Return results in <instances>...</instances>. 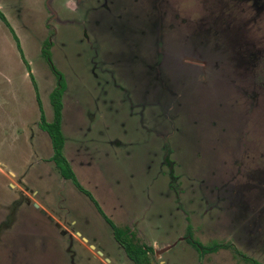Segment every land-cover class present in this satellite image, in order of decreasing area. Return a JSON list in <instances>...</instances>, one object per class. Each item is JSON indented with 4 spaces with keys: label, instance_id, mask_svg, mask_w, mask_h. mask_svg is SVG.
I'll list each match as a JSON object with an SVG mask.
<instances>
[{
    "label": "rangeland",
    "instance_id": "1",
    "mask_svg": "<svg viewBox=\"0 0 264 264\" xmlns=\"http://www.w3.org/2000/svg\"><path fill=\"white\" fill-rule=\"evenodd\" d=\"M0 10L47 121L57 80L43 51L69 86L67 128L91 121L68 135L101 154L91 171L101 210L71 193V181L69 209L47 163L54 149L35 85L0 19V264H134L110 246L102 208L117 225L148 211L161 224L146 239L170 248L153 264H250L242 255L264 264V0H0ZM20 188L32 202L5 230ZM188 229L204 246L236 250L200 261ZM22 234L31 249L16 245Z\"/></svg>",
    "mask_w": 264,
    "mask_h": 264
},
{
    "label": "trees",
    "instance_id": "2",
    "mask_svg": "<svg viewBox=\"0 0 264 264\" xmlns=\"http://www.w3.org/2000/svg\"><path fill=\"white\" fill-rule=\"evenodd\" d=\"M0 19L8 28H10L14 40L16 41L17 48L21 53L22 59L24 60V62L28 67V72L30 74L33 84L35 85L38 101L40 103V108L42 112L40 126L42 130L48 133L49 137L52 140V145L54 149V155L52 157V161L55 163L62 177L67 180H71L80 190H82L85 194H87L99 208L98 203L93 199L92 195L88 191H86L78 182V179L70 163L68 162L67 158L64 155L65 138L62 131V118H63V108H64L63 95L67 87L65 76L56 68L52 60L51 52L43 51V55L48 61L52 69V72L57 80V86L50 95V102L54 111V120L52 122H48L46 119V115L43 111L41 99L39 97L38 85L34 75L32 74L31 66L25 59L21 41L17 36V34L15 33L12 26L10 25L7 17L5 16V14L2 13L1 10H0ZM45 46L51 50L52 44L47 41L45 43ZM99 210L101 209L99 208ZM107 221L113 228L114 237L116 241L124 249L126 255L134 264H152V258H151V254L153 253L152 248L142 244L130 229L117 227L112 221L110 220ZM186 239L199 252L201 258H203L205 255L209 253L218 252L219 249L221 248L230 247V245H218V244L204 246L194 239L191 229H188ZM243 257L250 264H262L254 259L248 258L247 256H243Z\"/></svg>",
    "mask_w": 264,
    "mask_h": 264
},
{
    "label": "crops",
    "instance_id": "3",
    "mask_svg": "<svg viewBox=\"0 0 264 264\" xmlns=\"http://www.w3.org/2000/svg\"><path fill=\"white\" fill-rule=\"evenodd\" d=\"M68 90H69V86L67 84V89H66V92L64 94V98H66ZM64 98H63L64 109H63V118H62V131H63L64 138H65L64 155L67 158L68 162L70 163V165H71V167H72V169H73V171H74V173H75L80 185L94 197V199L98 202L99 205H101L99 203V201L96 199V197L93 195L92 191H91V190L94 189V186H95V184L92 182V177H91L92 173H91V171L93 172V171H96L97 169L98 170L101 169L100 164L98 163L97 156L95 155L96 153L100 154V152L97 151L98 147H96V150H95V148L92 147V146H97V143H94L90 139H87V138L84 139V138H81L79 136L77 138L75 136H73V138H70V137H72V135H70V136L68 135L69 131L70 132L80 131V130L84 131L86 127L89 128L90 124H91V121H90V123L88 125H86L85 128H81L80 126H78V127L73 126L71 128H67V124H66L67 122L64 121L65 120V116H66V114L64 116V110L66 109V106H65V103H64L65 102ZM47 136H48V134H47ZM83 136H84V134H83ZM85 136H87V134H85ZM49 139H50V137H49ZM118 144H119V142H118ZM85 172H87V173H85ZM14 176H16V175H14ZM59 181H60V184H59L60 185L59 186L60 190L63 191L65 189L63 191V193L65 195V198H66L65 206L68 207L69 209H72V203L69 201V198H68V196L66 194V191H67V186L66 185H67L68 181L61 180V179ZM72 184L74 185L75 188H73V191L70 190V192L79 195L81 201H84L85 203H88L89 205H92L93 203L90 200V198L87 196V194L82 192L74 183H72ZM50 191H51V194L57 195V193H58V196L60 194L59 191L56 192V188H54V189H52ZM62 191H61V193H62ZM37 193H39V192H37ZM38 204L40 206H42L39 202H38ZM101 208H102V206H101ZM102 210L103 211L101 213L102 214L101 216L104 218V220L107 223V225H109V227H110L109 228V230H110L109 232H111V234L112 233L114 234L113 228L111 227V225L107 221V220H110V221H112V220L104 212L105 209L102 208ZM70 211H72V210H70ZM104 215L107 217V219H105ZM149 215H150V212L149 211L146 212L145 216H144V218L142 220H140V217H142L141 215L138 217L139 219L138 218L137 219H133L130 216V218L132 219V220H130L131 223L125 224V225H122V224H118L117 225L116 223H114V221H112V222L117 227L130 229L136 235L137 239L140 242H142L146 246L153 247L155 250H157L158 248L160 249V248H164V247H168V246L170 247V244L168 242L160 243L156 239H151V240L146 239L147 238L146 237L147 230L149 231V229H150V231L152 233H155L156 231L159 230V227L161 226V224H155L153 222V220H151V217ZM146 216L147 217L149 216L150 219L149 220H148V218L145 219ZM143 227H147V229L143 228ZM112 239L114 241H112V240L110 241V243H111L110 246L112 248H114V249L119 250V251H123L121 246L116 241L114 235H113ZM84 241L90 242V239L87 237L86 239H84ZM103 255H104V253H103ZM110 260L109 261L112 262V258Z\"/></svg>",
    "mask_w": 264,
    "mask_h": 264
},
{
    "label": "flooded vegetation",
    "instance_id": "4",
    "mask_svg": "<svg viewBox=\"0 0 264 264\" xmlns=\"http://www.w3.org/2000/svg\"><path fill=\"white\" fill-rule=\"evenodd\" d=\"M104 1H106V0H104ZM48 42H50L51 44H52V40L51 39H49V41ZM23 49V48H22ZM24 52V51H23ZM26 59V58H25ZM31 66V65H30ZM32 71V70H31ZM32 74H33V72H32ZM34 75V74H33ZM35 77V76H34ZM35 80H36V78H35ZM65 80H66V78H65ZM37 82V81H36ZM66 84H67V82H66ZM38 85V84H37ZM56 86H57V81H56V85H55V88H56ZM119 86V88H120V85H118ZM54 88V89H55ZM66 89H67V87H66ZM125 91V90H124ZM53 92V91H52ZM51 92V93H52ZM66 92V91H65ZM65 94V93H64ZM51 95V94H50ZM63 98H64V95H63ZM49 100H50V96H49ZM42 102V101H41ZM51 103V102H50ZM42 106H43V102H42ZM53 108V107H52ZM44 109V108H43ZM64 109V108H63ZM46 115V114H45ZM47 118V117H46ZM41 125V124H40ZM40 130L42 131V132H45L44 130H42L41 129V126H40ZM47 133V132H46ZM48 134V133H47ZM51 139V138H50ZM163 139V138H162ZM163 142H164V148H165V157H164V164H166V166L169 168V174H170V177H171V180H172V182H173V179H174V177H173V167H172V162L168 159L169 158V155H171V151L169 150V145H170V143H169V139H168V137L167 138H165V139H163ZM49 165H50V167H49V169H50V173L51 174H56V172H54V170H56L57 171V173H58V177L61 179V180H65V181H71V180H67V179H65V178H63L62 177V175H61V173H60V171L57 169V167H56V165H55V163L52 161V158L47 162ZM25 167V166H24ZM50 174V175H51ZM21 182H22V184H23V186H24V188H25V190L27 189V187H26V185L24 184V181L23 180H21ZM72 182V181H71ZM73 183V182H72ZM23 188H20L19 190H17L16 192H13V190H12V192H11V194L12 193H14V194H16V198L13 200V202L11 203V205L9 206V213L7 214V219L6 220H4V225H2L3 227H4V229L5 230H7V229H9V228H11V225H13V223L14 222H16V219H18V220H20L19 219V212H22V210L21 211H19L23 206H25V205H29V204H31V202L32 201H30V199L28 198L29 196H28V193L25 191ZM32 207H33V209L34 210H36V211H40L41 212V214L43 215V216H46L47 215V212L45 211V209H47V207H48V205H47V207H41L40 208V205L39 204H37V203H33L32 204ZM25 208H27V207H25ZM43 208V209H42ZM17 212H18V214H17ZM48 219L50 220V222H54V220H53V218L51 217V216H48ZM10 225V226H9ZM32 225V224H31ZM57 226H58V228H60L61 226L59 225V224H56ZM4 230V231H5ZM26 235V234H25ZM25 235H23L22 234V237L24 238V239H26V241H25V243L24 242H17L16 243V245H20V244H22L23 245V247L24 248H26V249H31V246H32V242H30V241H28V239L29 238H27ZM30 240V239H29ZM28 241V242H27ZM47 240H45V242H46ZM94 243L96 244V241H94ZM119 244V243H118ZM213 245V244H212ZM218 245H223V244H218ZM98 246L100 247V245L98 244ZM208 246H210V245H208ZM148 247H150V248H152L153 249V253L151 254V258H152V264H153V262L155 261L154 260V256H156V257H158V256H160L161 254H164V253H162L163 251H166V249H169L170 247L168 246V247H164V248H161L162 250H160V251H158V250H155L153 247H151V246H148ZM122 248V247H121ZM225 248V247H224ZM232 249V250H236L235 249V247L232 245V244H230V247L229 248H225V249ZM123 249V248H122ZM222 249V248H221ZM123 251H124V249H123ZM219 251H220V249H219ZM218 251V252H219ZM125 252V251H124ZM167 252V251H166ZM165 252V253H166ZM36 253H37V251H36ZM77 253V252H76ZM214 253H217V252H213V253H209V254H214ZM209 254H207V255H209ZM206 256V255H205ZM204 256V257H205ZM242 256H244V255H242ZM203 257V258H204ZM203 258H201L200 257V254H199V259H200V261L203 259ZM244 258V257H243ZM129 259V258H128ZM130 260V259H129ZM131 261V260H130ZM246 261V260H245Z\"/></svg>",
    "mask_w": 264,
    "mask_h": 264
},
{
    "label": "water",
    "instance_id": "5",
    "mask_svg": "<svg viewBox=\"0 0 264 264\" xmlns=\"http://www.w3.org/2000/svg\"><path fill=\"white\" fill-rule=\"evenodd\" d=\"M94 248V247H93ZM100 254L102 255V253L100 252Z\"/></svg>",
    "mask_w": 264,
    "mask_h": 264
}]
</instances>
